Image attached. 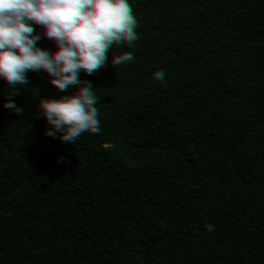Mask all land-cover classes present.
<instances>
[{
    "label": "trees",
    "instance_id": "16d2710c",
    "mask_svg": "<svg viewBox=\"0 0 264 264\" xmlns=\"http://www.w3.org/2000/svg\"><path fill=\"white\" fill-rule=\"evenodd\" d=\"M30 3L0 0V264H60L72 243L82 250L76 264H248L264 237V34L224 61L207 52L220 26L198 0H169L148 18L133 16L129 0H39L46 14L34 30L23 26ZM248 10L264 14V0H237L234 12ZM180 45L205 61L179 71ZM75 67L97 85L92 111L63 97ZM192 101L207 108L177 132L175 112ZM237 137L255 154L252 197L202 168L204 155ZM124 160L139 185L133 198L93 199L95 174ZM231 194L241 203L229 245L204 259L183 208L207 210ZM257 259L264 264V249Z\"/></svg>",
    "mask_w": 264,
    "mask_h": 264
},
{
    "label": "clouds",
    "instance_id": "9594fccd",
    "mask_svg": "<svg viewBox=\"0 0 264 264\" xmlns=\"http://www.w3.org/2000/svg\"><path fill=\"white\" fill-rule=\"evenodd\" d=\"M169 0H129L131 14L137 18H148L154 13L167 11ZM237 0H198V10L202 17L220 26V30L207 37V52L210 56L231 61L237 55L245 38L264 34V14L254 15L253 11L234 12ZM23 26L33 29L39 18L45 16L40 7L39 0H31L30 6L23 9ZM173 22L180 19L178 12L170 16ZM206 59L204 51L192 52L184 50L181 45L175 49L172 64L179 71H191ZM63 97L70 102L72 109L92 111L98 100L97 85L82 67L71 69L62 85ZM207 106H200L193 101L185 104L171 126L182 132L190 129L194 122L203 114ZM254 152L240 137L234 138L223 145L217 146L212 154L203 156L202 168L207 174L213 175L217 180L228 182L232 188L240 192L241 196L252 197L261 187L259 177L254 174ZM12 163L11 160L8 161ZM135 169L127 160L118 166L105 164L102 170L95 174L94 186L90 196L96 201H107L112 197H123L131 200L139 185L135 184ZM209 192V191H207ZM204 193V192H202ZM197 199V198H196ZM241 203L240 197L231 194L227 198H216L203 209L198 202L189 203L183 208L182 217L194 228V238H202L205 246L203 258L220 254L224 247L229 245L227 232L237 224L235 209ZM176 223L174 218H168L165 227L172 229ZM264 249V237L255 239L248 249V264H259L258 256ZM82 250L73 243L59 249L60 264H76Z\"/></svg>",
    "mask_w": 264,
    "mask_h": 264
}]
</instances>
